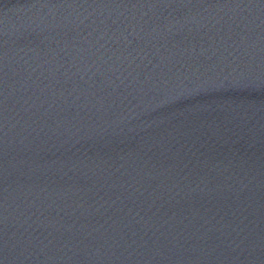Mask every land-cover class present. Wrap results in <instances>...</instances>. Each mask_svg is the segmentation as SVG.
<instances>
[{"label": "water", "instance_id": "1", "mask_svg": "<svg viewBox=\"0 0 264 264\" xmlns=\"http://www.w3.org/2000/svg\"><path fill=\"white\" fill-rule=\"evenodd\" d=\"M0 264H264V0H0Z\"/></svg>", "mask_w": 264, "mask_h": 264}]
</instances>
